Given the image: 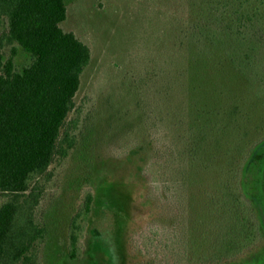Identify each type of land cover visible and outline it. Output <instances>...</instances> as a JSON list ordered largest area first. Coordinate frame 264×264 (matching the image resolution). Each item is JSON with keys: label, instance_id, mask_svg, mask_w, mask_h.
<instances>
[{"label": "rangeland", "instance_id": "1", "mask_svg": "<svg viewBox=\"0 0 264 264\" xmlns=\"http://www.w3.org/2000/svg\"><path fill=\"white\" fill-rule=\"evenodd\" d=\"M65 4L60 26L89 47L91 59L69 116L78 123L77 144L51 165L38 211L47 229L41 263L195 264L186 248L191 202L215 191L231 158L255 142L264 97L246 90V77L222 51L193 38L207 17L203 0ZM31 62L18 48L17 69ZM254 146L244 155L240 190L257 244L204 264H264V142ZM193 178L199 193L191 192ZM87 192L92 209L79 257L70 260L68 228ZM203 226L196 243L206 252L219 242V227Z\"/></svg>", "mask_w": 264, "mask_h": 264}, {"label": "trees", "instance_id": "2", "mask_svg": "<svg viewBox=\"0 0 264 264\" xmlns=\"http://www.w3.org/2000/svg\"><path fill=\"white\" fill-rule=\"evenodd\" d=\"M203 2L207 17L191 31L193 38L222 51L246 77V90L264 97V0ZM66 15L65 0H0V264H42L38 249L47 229L38 211L53 176L50 167L65 160L77 144L78 123L69 116L91 53L61 28ZM18 48L32 57L22 70L15 65ZM263 111L253 124L252 146L231 158L215 191L200 195L195 207L191 202L186 248L195 264L223 262L257 244L240 177L245 154L264 142ZM196 181L190 179L189 187L199 193ZM92 203L87 192L70 220V260L79 257ZM212 220L219 227V242L202 252L196 240H203V224Z\"/></svg>", "mask_w": 264, "mask_h": 264}]
</instances>
